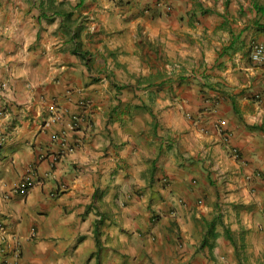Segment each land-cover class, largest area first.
Instances as JSON below:
<instances>
[{"label": "crops", "instance_id": "crops-1", "mask_svg": "<svg viewBox=\"0 0 264 264\" xmlns=\"http://www.w3.org/2000/svg\"><path fill=\"white\" fill-rule=\"evenodd\" d=\"M80 2L0 0V264H264V0Z\"/></svg>", "mask_w": 264, "mask_h": 264}, {"label": "built area", "instance_id": "built-area-1", "mask_svg": "<svg viewBox=\"0 0 264 264\" xmlns=\"http://www.w3.org/2000/svg\"><path fill=\"white\" fill-rule=\"evenodd\" d=\"M252 60L256 63H264V41H254L252 44ZM83 104V102H82ZM2 135H0L1 137ZM2 138V137H1ZM0 138V139H1ZM61 146L63 147H68V150H74L73 146H69L67 143V140L65 138H62L61 141ZM233 152L235 155H239L238 150L237 149H233ZM31 181L26 180L22 183H20L19 185V189L20 191H25V189H27L28 187L31 186Z\"/></svg>", "mask_w": 264, "mask_h": 264}, {"label": "trees", "instance_id": "trees-1", "mask_svg": "<svg viewBox=\"0 0 264 264\" xmlns=\"http://www.w3.org/2000/svg\"><path fill=\"white\" fill-rule=\"evenodd\" d=\"M83 2H84V0H81V2L78 3L77 6L78 7H81L82 4H83ZM73 16H74V12L73 11H69V12H67V13L64 14V16H63V22H64V27L66 28V30H71L72 27L74 26V22L71 21ZM84 22H85V20L82 19V25L80 27L76 28V31L77 32L84 29V27H85V23ZM72 37L75 38V37H77V35H73Z\"/></svg>", "mask_w": 264, "mask_h": 264}]
</instances>
